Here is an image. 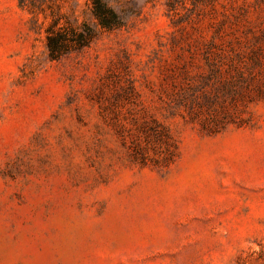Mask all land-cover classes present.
Segmentation results:
<instances>
[{
	"label": "rangeland",
	"instance_id": "1",
	"mask_svg": "<svg viewBox=\"0 0 264 264\" xmlns=\"http://www.w3.org/2000/svg\"><path fill=\"white\" fill-rule=\"evenodd\" d=\"M104 1L0 0V264H264V0Z\"/></svg>",
	"mask_w": 264,
	"mask_h": 264
},
{
	"label": "trees",
	"instance_id": "2",
	"mask_svg": "<svg viewBox=\"0 0 264 264\" xmlns=\"http://www.w3.org/2000/svg\"><path fill=\"white\" fill-rule=\"evenodd\" d=\"M90 14L96 28L113 30L122 26L121 16L104 0H90ZM96 35L97 30L88 22L78 24L62 16L54 18L46 29L48 56L51 61H58L73 52L81 51L93 42Z\"/></svg>",
	"mask_w": 264,
	"mask_h": 264
}]
</instances>
